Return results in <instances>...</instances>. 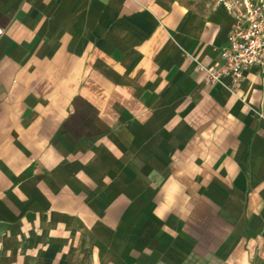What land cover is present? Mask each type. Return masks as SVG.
I'll use <instances>...</instances> for the list:
<instances>
[{
  "label": "crops",
  "instance_id": "crops-1",
  "mask_svg": "<svg viewBox=\"0 0 264 264\" xmlns=\"http://www.w3.org/2000/svg\"><path fill=\"white\" fill-rule=\"evenodd\" d=\"M242 0H0V264H264V79L206 81Z\"/></svg>",
  "mask_w": 264,
  "mask_h": 264
},
{
  "label": "built area",
  "instance_id": "built-area-1",
  "mask_svg": "<svg viewBox=\"0 0 264 264\" xmlns=\"http://www.w3.org/2000/svg\"><path fill=\"white\" fill-rule=\"evenodd\" d=\"M235 14L220 63L202 70L210 85H219L232 95L251 69H258L264 79V0H242Z\"/></svg>",
  "mask_w": 264,
  "mask_h": 264
}]
</instances>
